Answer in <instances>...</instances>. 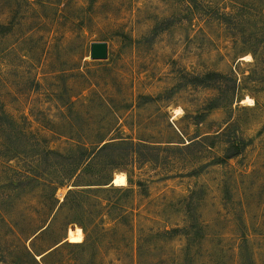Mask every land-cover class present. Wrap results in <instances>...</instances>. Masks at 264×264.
Here are the masks:
<instances>
[{"label": "rangeland", "instance_id": "rangeland-1", "mask_svg": "<svg viewBox=\"0 0 264 264\" xmlns=\"http://www.w3.org/2000/svg\"><path fill=\"white\" fill-rule=\"evenodd\" d=\"M0 264H264V0H0Z\"/></svg>", "mask_w": 264, "mask_h": 264}, {"label": "water", "instance_id": "water-1", "mask_svg": "<svg viewBox=\"0 0 264 264\" xmlns=\"http://www.w3.org/2000/svg\"><path fill=\"white\" fill-rule=\"evenodd\" d=\"M108 43L105 41L93 42L90 49V58L92 60H104L108 58ZM113 182V181H112Z\"/></svg>", "mask_w": 264, "mask_h": 264}, {"label": "trees", "instance_id": "trees-1", "mask_svg": "<svg viewBox=\"0 0 264 264\" xmlns=\"http://www.w3.org/2000/svg\"><path fill=\"white\" fill-rule=\"evenodd\" d=\"M219 134H220V133H219ZM121 142H125V140H122ZM111 143H114V142H108V143H106V146H104L103 148H108L109 145H110ZM242 145H243V144H238V145H237V147H238L239 150H241V148L243 147ZM103 148H102L101 150H103ZM101 150H99V151H101ZM236 155H239V152H236V154H233L232 156H229V158L234 157V156H236ZM129 157H132V156L130 155ZM129 159H131V158H129ZM132 159H133V157H132ZM87 166H88V165H87ZM77 188H79V187H77ZM77 188H75V189H71V190L69 191V193H68L66 199H67L70 195L84 192V191H83L84 189H77ZM81 190H82V191H81Z\"/></svg>", "mask_w": 264, "mask_h": 264}, {"label": "bare ground", "instance_id": "bare-ground-1", "mask_svg": "<svg viewBox=\"0 0 264 264\" xmlns=\"http://www.w3.org/2000/svg\"><path fill=\"white\" fill-rule=\"evenodd\" d=\"M248 58V57H247ZM243 59H245V58H243ZM243 104H254V100L253 99H251V98H246V99H244L243 100V102H242Z\"/></svg>", "mask_w": 264, "mask_h": 264}]
</instances>
